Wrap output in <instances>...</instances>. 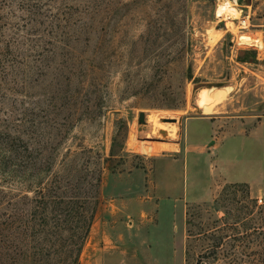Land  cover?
<instances>
[{"label": "rangeland", "instance_id": "1", "mask_svg": "<svg viewBox=\"0 0 264 264\" xmlns=\"http://www.w3.org/2000/svg\"><path fill=\"white\" fill-rule=\"evenodd\" d=\"M225 2L0 0V264H88L110 205L155 196L147 175L160 173L175 195L201 198L187 205L189 264H264V16L253 11L261 0H242L230 16L253 4L241 30L216 17ZM202 87L231 88L209 116L195 106ZM151 115L176 136L152 134ZM219 116H233V137L184 161L185 127L189 146L212 130L187 121ZM67 150L63 173L97 190L82 215L96 222L87 236L63 215L55 228L50 209L42 227L24 199Z\"/></svg>", "mask_w": 264, "mask_h": 264}, {"label": "crops", "instance_id": "2", "mask_svg": "<svg viewBox=\"0 0 264 264\" xmlns=\"http://www.w3.org/2000/svg\"><path fill=\"white\" fill-rule=\"evenodd\" d=\"M254 10L260 11L264 16V0H261ZM262 26L264 32V24ZM205 119V117H193L186 123L187 126L195 121L212 129L208 130L204 140L199 139L195 141V146H189L188 131L186 133L185 127L184 161L186 162L193 154L205 159V156L208 157L213 151H217L227 137H233V116L216 117L213 123L206 122ZM147 177L158 181L155 196L148 195L140 202L127 198L121 205H110L111 212L109 210L107 220L97 224V228L101 229L102 244L95 248L93 259L88 264H189L187 205L201 198L189 199L183 193L175 195L171 187L175 186V180L167 177V173L147 175ZM157 177L162 179L159 181ZM221 181L229 183L225 180ZM111 213L117 215V220L111 221L110 218L113 217ZM95 226L94 221L91 230Z\"/></svg>", "mask_w": 264, "mask_h": 264}, {"label": "trees", "instance_id": "3", "mask_svg": "<svg viewBox=\"0 0 264 264\" xmlns=\"http://www.w3.org/2000/svg\"><path fill=\"white\" fill-rule=\"evenodd\" d=\"M188 78L189 80L191 79L190 74H188ZM73 154L70 150H67L66 153L63 154L57 167L54 164L46 162V164L44 165L43 177L44 179L46 178V180L43 179L44 182L35 193V196H25L24 199L26 201V205L28 207H32L31 211H34V213L37 214L38 210H41V212L43 213L40 220V222L43 223V225H41L42 227L47 225L48 223L45 216L48 212V209H50L55 213L52 219L55 228L59 227V218L63 215V217L65 216L64 222H83V226H85L87 229V233H85L84 236H87L88 229L91 227L93 221V216L90 215L88 218L83 219L82 215L83 213H85V210H87L89 200L95 199L97 190H93L91 192L94 193V195H89V192L85 191L84 187L81 186V184L83 183L78 181L79 179H74V174L63 173L64 168H66L67 166L66 164L68 163V158ZM84 169L86 168L84 167ZM79 170L83 171V168H79ZM102 172L103 169L99 171L97 179L98 184H101ZM35 231L31 232V235L34 236ZM71 237H73V234H71ZM197 259L198 260H196L195 264H201L199 258Z\"/></svg>", "mask_w": 264, "mask_h": 264}, {"label": "bare ground", "instance_id": "4", "mask_svg": "<svg viewBox=\"0 0 264 264\" xmlns=\"http://www.w3.org/2000/svg\"><path fill=\"white\" fill-rule=\"evenodd\" d=\"M220 6H222V7L220 8L221 10H219V12H221L222 14L226 13V15H229V16L237 15V9L235 8L234 5H232L228 2H225ZM219 7H218V9H219ZM218 9H217V11H218ZM237 17H239V16H237ZM237 17H232V19H237ZM225 21H227V20H225ZM249 42H251V39L246 38L245 43L248 44ZM230 90H231L230 87H223V88H214V87L205 88V87H202L197 92L196 100H195V106L200 111V113L202 115H204V116L212 115V114H214L215 108L218 105L223 103V99H222L223 96L225 98H227L229 96ZM216 110H218V109H216ZM217 112H219V111H217ZM168 118H169V116H168ZM158 121H159L158 116H152V115L149 117L147 116V122L150 123L153 127V130H151L152 134L157 135V134H162V133L164 134L165 133V134H172V135L176 136L177 127L175 126V124L172 125L169 123H163V122H158Z\"/></svg>", "mask_w": 264, "mask_h": 264}, {"label": "built area", "instance_id": "5", "mask_svg": "<svg viewBox=\"0 0 264 264\" xmlns=\"http://www.w3.org/2000/svg\"><path fill=\"white\" fill-rule=\"evenodd\" d=\"M242 0H227V2L228 3H230V4H232V5H234L235 6V8H238V4L241 2ZM251 4H246L245 6H243V7H245V8H239V11L240 12H243V10L242 9H245L246 10V14L245 15H243L242 17H241V19H235V20H230L231 19V17L229 16V15H226V13H223V14H221L219 17L217 16V13H216V17L217 18H220V19H222V20H229V21H236L237 22V25H238V27L241 29V30H244V29H247L249 26H250V11H249V8H251ZM256 203L258 204V205H264V198H262V197H257L256 198Z\"/></svg>", "mask_w": 264, "mask_h": 264}, {"label": "water", "instance_id": "6", "mask_svg": "<svg viewBox=\"0 0 264 264\" xmlns=\"http://www.w3.org/2000/svg\"><path fill=\"white\" fill-rule=\"evenodd\" d=\"M167 121V120H166ZM137 122L139 124H145V114L143 112H140L138 114V119H137Z\"/></svg>", "mask_w": 264, "mask_h": 264}]
</instances>
